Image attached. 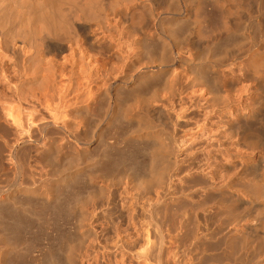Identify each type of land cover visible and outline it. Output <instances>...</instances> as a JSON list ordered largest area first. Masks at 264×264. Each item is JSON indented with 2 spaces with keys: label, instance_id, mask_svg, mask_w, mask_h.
<instances>
[{
  "label": "rangeland",
  "instance_id": "rangeland-1",
  "mask_svg": "<svg viewBox=\"0 0 264 264\" xmlns=\"http://www.w3.org/2000/svg\"><path fill=\"white\" fill-rule=\"evenodd\" d=\"M135 1L131 0V3L134 2L133 5H138L139 3L140 6V2L135 3ZM162 1L163 0H141V2L145 5L143 9V11L145 10V13L141 11V15L143 13L147 14L146 11L148 12L150 10L149 12H151L153 8L155 9L154 12L152 11L153 14L152 12L151 14L148 12V16H144V14L141 16L142 18H146L143 19L144 22L142 20H139V15H137V17L126 16L123 17V19L121 18V15L117 17L116 21L119 26L123 25L126 28H132L133 26L132 29L135 28L134 31H137H135V33L132 32L133 34L131 33L133 37L127 36L125 40L130 39L129 43H134L133 38H136L142 42L144 36H148L150 34L154 35L155 33L156 36H159L158 38L165 39V34L166 36L168 35L164 31V26H162V23L163 25H165L166 22L164 21H167L168 19H175L178 17L180 19H183L184 17L188 18V23H185L188 29H186L187 31L185 30V33L190 35V33L194 31V27H196L194 25V22L196 23V20H198V16L195 18L197 8L194 2L180 0L181 4L180 8L178 9L177 4L175 5L177 0H173V2H170V0H164L163 2ZM154 5L158 8V10H156L157 8ZM147 7L149 8V10ZM212 8L214 7H212L210 4H207L205 6V11L207 10L206 13L209 14L210 17H212L214 23L216 21L215 19L217 13ZM213 11H215L216 14ZM132 18H134V20ZM162 20L163 22H161ZM190 22L192 26L194 25L193 27L190 25ZM94 29L89 33V35H92V39L98 37L99 34L98 27H95ZM141 31L143 32L140 33ZM138 35L140 37H138ZM192 38H194V36H192ZM165 40V46L166 44L169 45V47H167L166 49H171V38L169 40ZM198 40L201 42H196V45L195 43L194 45L196 46L195 49L198 51V53L201 54L200 59L198 56L199 60L193 61L195 58L194 53L196 52L192 49V47L194 48V45L192 46V42L190 45H181L182 50L181 47L176 49V53H180V55L183 58H186L189 63L183 61L180 63L177 62L175 64L166 63V67L174 65L179 68L175 67V69L177 68L175 70L174 66L169 67L170 70L166 77L164 76V78L162 77L161 79H157L161 82L153 81L155 83L150 82L147 85V87L144 89L145 91H147L144 97L145 103L147 101L146 105L144 103V100H142V102L141 99H135L133 97L131 98V101L134 104L133 106V104L130 103L131 101H129L130 98H125L124 91L132 90V87L134 88L133 84L138 80L139 76L146 69L150 68L153 69V71H157L158 69H161L164 64H162L161 62V64L153 63L149 65L148 63L152 62L153 59L150 55L148 56L147 53H149V51L147 50L144 41L142 43L139 41L141 44L138 42L137 46L135 43L132 45L126 43V45L121 44V46L123 45L121 47L122 51L127 52L130 49L134 51L133 55H131V57H129L127 61L119 59L117 60L115 58L116 56H114V59H112V61L110 60L109 62H101L102 66H104L103 64L105 63V66L100 70L101 78L103 77L105 79L103 80L100 78L101 81H98L100 83L99 88H103L102 91H100V93H98V95H96L89 102L90 106L88 110L85 109L83 103H80L81 106H76L74 109L75 112L71 114V116L69 117L70 119L68 118V122L63 127V129H56L52 126L45 131L36 130L34 132L35 134L33 133L34 136L32 135L34 142L33 144H31L32 142L24 140L22 139V137L18 136L16 130L10 129L8 126H6L2 122V118H0V189L2 190H0V201L5 199L6 195H9L11 193L16 196V198L14 197L15 199L13 198L12 201L2 204V209L0 212L3 211V208H5L4 212H6V210L9 212L13 211L11 207H13L14 202V204H16L17 206L16 208H21V210L26 209L27 212L28 209H30L29 213L31 214L30 215L29 213L27 214L25 212V215L23 214L24 212L21 213L22 211L18 209L17 211L19 212L17 213L19 214H16V212L14 213V215L16 214V216H18H12L10 221L2 219V217L0 216L3 222L2 223L0 221V264H30L31 262V264H47V261H50L51 259H53L52 264L53 262L54 264H67L65 262L68 261V258L70 256L68 255V251V254L66 255V250H69L67 247L69 244L68 242H70L71 246L75 244L73 246L74 254L72 253V255L74 257L72 256L73 260L71 264H142L141 261L136 258L139 257V254L145 253V251L147 250L151 252V264H157L156 262L159 259H157L155 256H160V260L164 264H192L191 251L194 246L197 247L196 250L199 254L198 264H216V262L217 264H254L257 261V257L259 256V254L256 256H252L246 251L248 249H251L250 252L252 250L256 251L260 247H262L257 243L250 245L248 249H245L241 255L240 253L237 254L236 252H233L232 249H230V245L226 241L227 229L236 227L238 219L234 218L233 221H230V217L226 212V209L222 206L221 202L214 198H207L203 194L204 188H206L209 184V181H207L205 173L203 171L207 168V158L209 157L208 153H210V156L216 157L220 150L216 142H221V140H224V144L227 145L225 140L229 138L228 133H226V137L221 134L223 132V129L220 126L217 114L229 107L243 106L246 108L251 104L250 99L254 98L257 93H255V88L248 87V85L242 81L237 72H234L236 74L232 73V70L227 69V66L225 69V65L227 63H225L224 61L228 62V60H221L224 62V66L222 67V69L224 70L220 71L221 67L216 65V63L219 62V58H217V61L216 59H214L215 62L214 60L210 62L215 63L214 67L216 71H218L217 75L221 79L219 80L220 85H222V78H224L228 83L227 87L224 88L223 93L218 92V89H216L218 93V96L216 93L214 94L216 98L213 94L204 96L206 88L196 81V76L190 68L193 64H198L201 62L204 63V58L207 59V54L205 53L206 50L204 51L205 47H203L206 46L205 41L202 39H197L196 41ZM115 45L117 44H114V46ZM133 45H135V47H133ZM127 46L129 49L127 48ZM105 48L106 47H104V49ZM159 48L162 47L159 46ZM188 48H190L191 50H189ZM116 50L117 49L113 50L112 47V53L114 55ZM157 82L158 84H156ZM152 90L153 92L157 90L156 95L151 92ZM150 92L152 95L150 94ZM123 99L128 100H126L125 102V100L123 101ZM126 104L131 106L130 108L132 109V111L136 110L133 111L134 113L136 112V114H141L145 111L147 112L148 110L150 115L156 121H158V123H160L159 127H157L159 130L163 129L161 130L163 132H170V130L174 132L175 130L177 134L176 139H179L178 144L182 148V152L178 155L177 158L170 159L169 157V160L166 159L167 161H164L166 162V165L169 164L168 166L171 168V170L173 168L172 181L171 183H167V186L155 184L153 186L147 187L140 185V183L138 182L140 179L139 175L141 174L139 171L141 170L142 172L143 170L142 168L144 163L146 162V156L133 151V147L131 146L132 148H130L129 143L127 141L125 142L124 139L129 131H133L134 129H136L139 118L134 119L136 121L133 120V123L126 125V122L124 124L123 122H120L118 120L119 115L116 117L118 121L116 119L113 120L112 117L116 112L120 114L123 112L122 110H126L127 108L129 109L128 105L127 108H124L122 106H126ZM145 106L146 110L143 111L145 109ZM90 113L92 116L90 115ZM210 120H212L213 128L215 131L213 133H210V131H206V133L204 132L199 134V136L197 137V145L195 149L196 159L195 161H193L192 151L190 149L188 150L187 148L189 146V139L191 137V134L203 124H208ZM172 122L174 123V125ZM111 124H113V126H111ZM116 127H118L121 131ZM127 129H129V131H127ZM118 131L120 132V134ZM74 137H78L79 139H75ZM210 138L211 141H213L214 145L212 147L213 149L211 148L212 150L210 152H207L206 149L210 146V144L208 143ZM24 141H26V146L23 145L25 143ZM73 147H76V150ZM119 150L122 151V153ZM109 151H111L112 154L111 152L109 153ZM80 152H83V154ZM103 155H110L109 157L111 158L113 156L115 161H120L123 159L129 161L130 163L132 162L130 158L132 157V155H135L137 160L136 158L132 159L136 160L134 161L135 163L137 162L136 165L138 164L134 169L137 172H135L132 169L134 167L131 166V164L129 165L128 163L127 167L119 166L120 169L118 167H115L116 169L113 167L111 168V170L109 169V167H107V175L104 171L105 169H103L104 173L102 175L100 170L98 168H95L96 166L94 165L97 162L99 163L104 161V158H106L107 156L103 157ZM118 155L121 157L120 159L118 158ZM102 157L103 159L101 160ZM23 159H25V161ZM174 162H176V167L174 166ZM81 167L82 170L84 167L87 168H85L86 170L79 171L80 175L78 174L79 176L76 180L78 183L76 182L75 185L79 190L81 187L84 189H82L84 191V195L81 196L82 201L85 202L89 191L90 196L88 195V199L85 203L80 202V196L77 198L79 202L77 200L75 201V199L73 198L72 203L74 208H72L73 210L71 212L72 214H75L74 217L72 214H69L70 211H67V213L65 212L64 214H62V216L61 213L59 214L55 210L58 209L61 204H64L63 201H66L64 199H66L67 196L70 197L72 195L71 190L74 189L75 185L74 182L66 186L61 184L60 182H57L56 175L58 174V172H62L63 169H70V172H74L76 171L74 169H81ZM126 170L127 173L125 172ZM98 172H100L101 174H98ZM136 181L139 184H137ZM85 182L88 183L86 184ZM31 183L32 186L30 185ZM83 186H87V189ZM17 187L23 189L28 188L29 190L37 191L33 196L23 197L17 194ZM65 194H67V196H65ZM62 197H64V199ZM56 199H58V201ZM55 202L57 204H55ZM9 203H12V205ZM79 203H81L82 205ZM5 206H8V208L9 206L11 207L8 210V208ZM44 206L45 208H43ZM49 206L51 207V209ZM43 210H45L46 212ZM49 210L53 211L52 215L54 213L53 217L55 218V220L51 216V211ZM238 211L237 213H241L240 211ZM49 215L51 217H49ZM64 215H66L67 217L65 216V218ZM76 216H78L79 218H76ZM14 218H17L18 220H15ZM21 218H23V223L25 225L21 224ZM56 219H58V221H56ZM13 220L14 222L18 221L17 223L15 222L16 226L21 224V226H23V229L14 233L10 231L9 228L14 225ZM24 220L26 222H24ZM35 224H37L38 226ZM3 228H5V231L2 230ZM2 231L4 233H8H5V235ZM60 237L63 240L60 239ZM9 241L13 244L16 242L15 244L17 246L15 244L12 245L11 243H9ZM60 243L62 244L61 246ZM51 246H53L54 248ZM50 251L51 253L54 251L53 254H55L52 258H49L48 255ZM21 255L23 256V258ZM57 255L60 257H58ZM65 255L66 257H64ZM37 256H39V258ZM35 260H37L38 262ZM63 260H65V262ZM236 261L238 262L235 263ZM150 262H145L143 264H150Z\"/></svg>",
  "mask_w": 264,
  "mask_h": 264
},
{
  "label": "bare ground",
  "instance_id": "bare-ground-1",
  "mask_svg": "<svg viewBox=\"0 0 264 264\" xmlns=\"http://www.w3.org/2000/svg\"><path fill=\"white\" fill-rule=\"evenodd\" d=\"M188 1L194 2L196 4L197 13L195 15V18L198 16L197 17L198 20H196V23L194 22V25L196 27H194V31L191 32L192 35L191 33L190 35L185 33L187 31L186 29H188L186 27V24L188 23L187 21L188 18L184 17L183 19H180L178 17L175 19H168L167 21H164L166 22V24L164 23L165 25H163L162 23V26H164L163 28L164 31L171 38L170 41L172 44L171 49H166L167 47H169V45L166 44L165 46L166 43L165 39L168 40L170 39L168 36H166V34H165L166 37L165 39L158 38L159 36L158 35L156 36V33L154 35L150 34L148 36H144L143 41L145 43V46L147 47V50L149 51V53L147 54L148 56L150 55L153 59L152 62L148 64L149 65L153 63L161 64L162 62V64L164 65L163 67L160 66L161 69H158L157 71H153V69L150 68L146 69L139 76L138 80L133 84L134 88L132 87V90L124 91V95L125 98L128 97L130 98L129 101H131L132 100L131 98L134 97L135 99H141V101L144 100L145 103L144 97L147 91H145L144 89L147 87V85L153 81L161 82L160 80L157 79H161L162 77L164 78V76L166 77V75L170 70L169 67L174 66L171 65L169 67L168 66L166 67L167 65L166 63L175 64L177 62L180 63L182 61L189 63V61L186 58H183L180 55V53H176V49L180 48L181 45L183 44L190 45L192 42L193 43L192 46H193L194 43L196 45V42H201L199 40L196 41L197 39H202L205 41L206 46L203 47H205L204 51L206 50L205 53L207 54L206 56L207 59L205 58L203 59L205 61V62L203 61L204 63L201 62L198 64H193L192 66L190 65L191 66L190 68L196 76V81L199 82L201 85L205 86L206 92L204 93L205 94L204 96H207L209 94L214 95L215 93L218 96L216 89H218V92L223 93L224 88L227 87L228 83L224 78H222L223 79L222 85H220L219 80L221 79L217 75L218 71H216L214 67L215 63L210 62L213 61L214 59H216L217 61V58H219L218 60L219 62H217L216 65L221 67V69L224 66V62L227 63L225 65V69L227 66L228 67L227 69L232 70V73L237 72L240 78L242 79V81L245 82L248 85V87L255 88L256 90L255 93H257V95L254 96V98L250 99L251 104L249 106H247L246 108L243 106L229 107L223 111H220L217 114L218 121L223 129V132L221 134L224 137H226L227 135L226 133H228L229 138L225 140L227 145L224 144V140H221V142L220 141L216 142V144L220 148L219 153L216 157H212L210 156V153H208L209 157L207 158V168L203 171L205 173V177L207 181H209V184L207 185L206 188H204L203 194L207 198L210 199L214 198L219 200L222 206L226 209V212L230 217V221H233L234 218L238 219L236 227L227 229L226 241L230 245V249H232V251L236 252L237 254L240 253L241 255L245 249H248L250 245L257 243L258 245L262 246L259 248L261 250V253L259 249L256 251L252 250L251 252H250L251 249H248L246 251L247 253H250L252 256H256L259 254V256L257 257V261L254 264H264V0H187V2ZM138 2H140V6ZM170 2H173V0L172 1L170 0ZM133 3H131V0H0V118H2L3 120L2 122L10 129L16 130V133L18 134V136L22 137V139L32 142L31 144H33L34 139L32 135L34 136L35 134L34 132L36 130L45 131L52 126L53 128L55 127L56 129H63V127L68 122V118L71 116L73 112H75L74 111L75 107L79 106L80 103H83L85 109L88 110L90 106L89 102L96 95H98V93H100V91H102L103 89V88L102 89L99 88L100 83L98 82L99 80L101 81V79L103 80L105 79L103 77L101 78L100 75L101 68L105 66V63L103 64L104 66H102L101 62H105V61L109 62L110 60L112 61V59H114L113 58L114 56H116L115 58L117 60L119 59V60L127 61L129 57L133 55L134 51L132 49H130L127 52L122 51L121 47L125 43L130 45L135 43L137 46V43L140 41L136 38L135 39L133 38L134 43H129L130 39L125 40L127 36L133 37L132 34L135 33L136 30L134 31L135 28L132 29L133 26L132 28L131 27L126 28L122 25V23H121L122 26H119V24L116 21L117 17L121 15V18L123 19V17L126 16L137 17V15H139L140 16L139 20H142L144 22L143 20L145 18L144 16L145 15L148 16L149 13L151 14V12L152 11L154 12L155 10L153 8V10L149 12L150 10L147 7L149 13L146 11L147 14H144L145 13L144 12L145 10L143 11L145 6L144 3H142L141 0L135 1V3H138V5H133ZM176 4L179 9L181 4L180 0H177L175 5ZM207 4H210L212 7H214L212 9H214L217 13L215 19L216 21L214 23L212 17H210L209 14L206 13L207 10L205 11V6ZM156 10H158V8ZM141 11L144 12L143 13L144 18L141 17L143 15V14L141 15ZM215 11L213 12L215 13ZM132 19L134 20V18ZM161 22H163V20ZM95 27H98L100 36L98 34V37L92 39V35H89V33L92 32ZM142 32L143 31H141L140 33ZM192 36H194V38H192ZM138 37L140 36L138 35ZM114 44L117 45L114 46ZM121 44L123 45L121 46ZM195 45L194 48L192 47V49L196 52L194 53L195 55L193 54L195 56L193 61L199 60L201 56V54H199L198 51L195 49L196 48ZM159 46H161L162 48H159ZM104 47L106 48L104 49ZM112 47L113 50L117 49L115 51V55L112 53L113 52ZM133 47H135V45H133ZM188 49L191 50L190 48ZM221 60H228V62L226 61L223 62ZM175 67L177 66H174V69ZM221 69L220 71L224 70ZM208 71L209 72L212 71V72L209 73ZM156 84H158V82ZM153 90L151 92L156 95L158 87L156 91L153 92ZM121 99H120V104H121ZM124 100L125 99H123V101ZM130 103H132V101ZM128 104H126V106L124 105L122 106L124 108H127ZM130 107L131 106H129V109L127 108L126 110H122L121 108L123 112L120 114L116 112L113 114L112 117L114 120L119 115L118 120L120 122H123L124 124L126 122V125L133 123L134 121H136L134 119L139 118L138 120L139 122L137 124L136 129L134 130L132 129L133 131H129V129H127V131L129 132L127 133L126 137L124 136L125 139L123 138L125 142L127 141L129 143L130 148L133 147L132 148L133 151H136L137 153L146 156V162L143 165L142 172L141 170L140 171L138 170L141 173V174L139 173L140 175L138 174L140 177L138 182L140 183V185L147 187L153 186L155 184L167 186V183H171L172 181L173 168L171 170V168L168 166L169 164L166 165L165 164L166 162L164 161L166 159L169 160L168 159L169 157L170 159H175L182 152V148L178 144L179 139H176L177 134L175 130L174 132L172 130H170V132L161 131L163 129L159 130L157 127H159L160 123H158V121H156L150 115L148 110L147 112L145 111L146 106L145 109L143 108L144 109L143 111H145L146 113L143 112L141 114L139 113L136 114V112L134 113L133 111L136 110L132 111ZM111 126H113V124H111ZM206 131H210V133H213L215 131L213 128L212 120H210L208 124L205 123L202 126L198 127V129L192 132L191 134V137L189 139V146L187 148L188 150L190 149L192 151L193 161H195L196 159L195 149L197 145V137L201 133L204 132L206 133ZM75 139H79V138L77 137ZM24 142L25 143L23 145L26 144V141ZM208 143L210 144V146L206 149V151L210 152L213 149L212 147L214 145L213 141H211V138L209 139ZM73 148L75 149L76 147ZM110 152L111 151H109V153ZM120 152L122 153V151ZM80 153L83 154V152ZM135 155H132V157L130 158V160L132 161L131 163L123 159L120 161L118 160L119 162L116 160L118 162L117 163L112 155L111 156L113 159L109 157L110 155L108 156L106 155L107 157L103 155V157L104 156L106 157L104 158V161L99 163L97 162L98 164L96 163L97 165L95 164L94 166H96L95 168H98L100 170L102 175L104 171L107 175V171H106L107 167H109V169L113 167L114 168L118 167L120 169V167H124V166L127 167L128 163L129 165L131 164V166L134 167L132 168L134 170L135 166L138 165V164L136 165L137 162L136 163L134 162L137 160ZM103 157L101 158V160L103 159ZM118 158L120 159L121 157L118 155ZM132 158L134 159L136 158V160ZM23 160L25 161V159ZM175 163L176 162H174V166L176 167ZM85 168L87 167H84L83 170H86ZM103 169L105 170L103 171ZM69 170L63 169L62 172L61 171L58 172V174L56 175L57 182H60L65 186L74 182L75 185V183L77 182L76 180L80 175L79 171L82 170V167L81 169H74L76 170L74 172L73 171L70 172ZM100 172H98V174H101ZM125 172L127 173V170ZM138 182L137 184H139ZM30 185L32 186V183ZM83 187L84 188L86 187L87 189V186H83ZM17 188H18L17 194L23 197L33 196L37 191V190L35 191L29 190L28 188L25 189L19 187ZM82 189L83 188L81 187L80 188L81 191H80L78 188H76L75 185L74 189L71 190L72 195L67 191L71 196L68 197L67 196L68 193L66 192L67 194H65V196H67V198L64 199V197H62L66 201H63L64 204H61L59 208L57 207L58 209H56L55 211H57V213L59 214L61 213V215L64 214L65 212L67 213V211L68 212L70 211L69 214L71 215L72 214L71 211L73 210L72 208H74L72 199L74 198L75 201L77 200L79 202V200L82 199L81 196L84 195V191H83L84 189L83 190ZM89 192L88 195L90 196ZM88 195H87V199H88ZM14 197L16 198V196H14V194L12 193L6 195L5 199L0 201V207H1L0 211L2 209L1 205L6 202L12 201ZM78 197L79 200L77 199ZM56 200L58 201V199ZM80 202H84V201L81 200ZM9 204L12 205V203ZM55 204L57 203L55 202ZM30 206H34V205H30ZM5 207L8 208V206ZM10 207L11 206H9V208ZM16 207H17L16 204H14L13 202V207H11L13 211H10L11 213L7 210L6 212H4L5 208H3V211L0 212V216L2 217V219H5L6 221H10L12 216L17 217L18 215L16 216V214H19L17 213L19 212L17 210L18 209L21 210V208H16ZM43 208H45V206ZM238 209L240 212L242 210V212L237 213ZM29 210L30 209H28L27 212L26 209H23L21 210L22 212L21 211L20 212L21 213L24 212L23 214L26 215V213L27 214L29 213ZM15 212L16 214L14 215ZM52 212L53 211H51V216L53 217L54 213L52 215ZM72 215L74 217L75 214ZM51 216L49 215V217ZM65 216L66 215H64V217ZM77 217L78 216H76V218ZM21 219H22L21 224L23 225L24 224L23 218ZM0 221L2 222L1 218ZM56 221H58V219H56ZM15 222L13 223L14 225L11 228H9L10 231H12L13 233L23 229L22 228L23 226H21V224L16 226V223L18 221L16 223ZM24 222L26 221L24 220ZM4 229L5 228H3L2 230ZM60 239L62 238L60 237ZM67 242H66V246H67ZM9 243L11 242L9 241ZM68 243L70 244V242ZM11 244L14 245L13 243ZM69 244L67 246L69 250H66V255L69 253L68 255L70 256L69 258L67 256L68 261L65 259L67 262L63 260L67 264H71L73 260L72 253L74 250L73 246L75 245L74 243L73 246ZM61 245L62 244L60 243V246ZM196 248L197 247L194 246V248L191 251L192 264L199 263V254ZM53 252L51 253L50 251V253H48L49 258L54 257L55 254H53ZM141 254H139L138 255L139 257H137L136 259H139L142 264L151 261V252L149 250ZM66 255L64 257H66ZM37 257L39 258V256ZM155 257L159 259L156 262L157 264H164L160 260L161 259L160 256H155ZM52 261L53 259H51L50 261L48 260L47 262L49 264L50 263L52 264ZM237 262L238 261H236L235 263Z\"/></svg>",
  "mask_w": 264,
  "mask_h": 264
}]
</instances>
